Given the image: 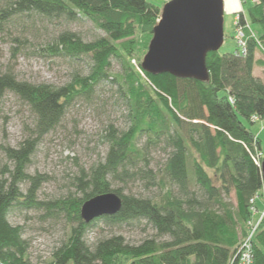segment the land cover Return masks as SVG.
<instances>
[{
    "label": "trees",
    "instance_id": "obj_1",
    "mask_svg": "<svg viewBox=\"0 0 264 264\" xmlns=\"http://www.w3.org/2000/svg\"><path fill=\"white\" fill-rule=\"evenodd\" d=\"M161 12L162 7L149 0H0V34L14 25L15 18L28 14L89 20L105 33L85 42L76 33L64 32L47 46L50 55L90 61L88 75L76 74L64 86L29 83L11 70L0 71V99L13 93L35 118L29 137L18 148L2 149L13 165L0 176L3 263L33 264L24 227L9 220L22 211H44L47 218L63 216L71 226L67 239L43 264H229L251 230V208L264 211L257 205L264 195V181L255 161L262 155L261 143L246 125L264 120V82L254 75L256 64L264 66L256 58L264 47V0L250 2L236 14L247 37L246 55L237 56L238 49L210 52L206 60L210 78L205 82L170 73L154 75L143 68ZM250 23L262 28L260 36L247 28ZM113 61L121 64L122 72H112ZM110 78L119 86L129 128H112L106 159L82 171L78 179L83 197L40 201L45 178L28 172L39 141L61 125L73 101L90 99L95 87ZM143 137L147 143L140 146ZM160 141L171 150L154 173L149 146ZM128 179L147 180V185L166 192L156 200L112 189V181ZM110 192L121 197V210L86 223L82 205ZM232 193L236 205L227 200ZM143 222L168 239L153 237L131 244L114 236L95 247L87 242L99 224L132 227ZM252 244L254 264H264V217Z\"/></svg>",
    "mask_w": 264,
    "mask_h": 264
},
{
    "label": "rangeland",
    "instance_id": "obj_2",
    "mask_svg": "<svg viewBox=\"0 0 264 264\" xmlns=\"http://www.w3.org/2000/svg\"><path fill=\"white\" fill-rule=\"evenodd\" d=\"M149 1L163 7L170 0ZM249 4L247 0L245 7ZM238 5L234 9L231 0H224L225 39L221 53H232L238 49L235 14ZM249 28L257 36L262 33L259 25L250 23ZM64 32L76 33L85 42L105 35L89 20L70 22L38 14L15 18L14 25L0 34V71L11 70L20 80L57 87L71 82L76 74L88 75L89 59L55 56L47 51V46L54 44ZM112 72H122L121 64L113 61ZM34 123L35 118L29 107L13 93L7 92L0 99V176L5 168L13 167L3 153V147L18 148L29 137ZM246 125L260 139L264 158V120ZM112 128L125 131L129 128V122L119 86L110 78L95 87L90 99L81 97L73 101L61 125L39 141L28 168L29 174L45 178L38 193L39 200L48 202L70 196L83 197L78 178L82 171L87 172L93 165L106 159L110 147L107 138ZM146 143L147 137L139 140L140 146ZM170 150L164 141L149 146L148 160L154 173L164 165ZM112 189L156 200L166 192L159 186L147 185V180L112 181ZM172 189L177 193L174 187ZM227 200L236 205L234 193ZM257 205L260 210L264 209V195L258 199ZM44 216V211L30 210L13 214L9 219L13 226L24 227L23 238L30 245L28 253L33 264H43L49 260L67 239L71 227L63 216ZM258 219L259 215L253 221ZM114 236H123L131 244H139L153 237L168 239V236H160L152 225L143 222L132 227L99 224L88 234L87 242L95 247L98 242Z\"/></svg>",
    "mask_w": 264,
    "mask_h": 264
},
{
    "label": "water",
    "instance_id": "obj_3",
    "mask_svg": "<svg viewBox=\"0 0 264 264\" xmlns=\"http://www.w3.org/2000/svg\"><path fill=\"white\" fill-rule=\"evenodd\" d=\"M224 39V0H170L154 27L143 68L154 75L170 73L208 81L207 56L219 51ZM261 168L264 181V158ZM121 208L120 196L105 193L87 200L81 217L90 223Z\"/></svg>",
    "mask_w": 264,
    "mask_h": 264
},
{
    "label": "built area",
    "instance_id": "obj_4",
    "mask_svg": "<svg viewBox=\"0 0 264 264\" xmlns=\"http://www.w3.org/2000/svg\"><path fill=\"white\" fill-rule=\"evenodd\" d=\"M251 3H258V0H249ZM239 20L240 17L237 16L236 19V39H237V45H238V51L236 52L237 56H244L247 53V37L245 33V29L243 27L239 26ZM247 28H249V24H247ZM253 33V32H252ZM254 35V34H253ZM260 55L262 60L264 61V47H261ZM257 119L254 118V121ZM262 155H257L255 161L261 166L262 165ZM258 198L256 196L254 199L251 200V203H254V201ZM253 218L250 221L249 225L251 227L250 232L248 235L242 239V241L239 244V247L237 249V253L235 254L234 258L230 261L229 264H254V251H253V244L252 239L254 236L255 231L259 227L263 217H264V211L259 212L255 206L252 208ZM259 215V219L257 221H253L255 217ZM0 264H5L2 261H0Z\"/></svg>",
    "mask_w": 264,
    "mask_h": 264
},
{
    "label": "crops",
    "instance_id": "obj_5",
    "mask_svg": "<svg viewBox=\"0 0 264 264\" xmlns=\"http://www.w3.org/2000/svg\"><path fill=\"white\" fill-rule=\"evenodd\" d=\"M226 1H228V0H226ZM246 3H247V0H231V4H232V6H233L234 9L239 4L238 5V8H237V12H235V14H237L238 12L244 11L245 8H246L245 7V4ZM256 58L258 60L260 59L259 54L256 55ZM256 65H258V66L256 67ZM256 65L254 67V75L256 77L260 78L264 82V66L263 65H260V64H256ZM256 68H257L258 72H256Z\"/></svg>",
    "mask_w": 264,
    "mask_h": 264
}]
</instances>
